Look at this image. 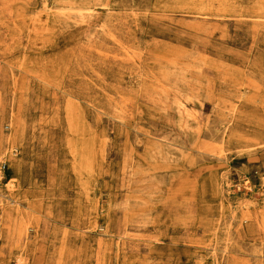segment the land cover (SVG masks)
Masks as SVG:
<instances>
[{
    "label": "rangeland",
    "instance_id": "374dc122",
    "mask_svg": "<svg viewBox=\"0 0 264 264\" xmlns=\"http://www.w3.org/2000/svg\"><path fill=\"white\" fill-rule=\"evenodd\" d=\"M248 222L264 0L0 3V264H264Z\"/></svg>",
    "mask_w": 264,
    "mask_h": 264
},
{
    "label": "bare ground",
    "instance_id": "6f19581e",
    "mask_svg": "<svg viewBox=\"0 0 264 264\" xmlns=\"http://www.w3.org/2000/svg\"><path fill=\"white\" fill-rule=\"evenodd\" d=\"M8 1H10V0H0V3H5L6 4V3H8ZM17 151H18V149L14 148V149H12V150H10V151H8V152L3 154V158L5 160L3 165H5L6 168H7L8 164L10 163V160H11L12 156ZM11 186L13 188L15 186V182L12 183ZM13 203H11V204H13ZM11 204H8V205H11ZM14 204H16L17 206L20 205L18 202L17 203L15 202ZM3 208L4 209L2 211V214H5L8 211H11V210H9L10 207H3ZM150 220H151V222H149V223H152L155 226V228L157 229V231H158L156 242H159L162 237H161L160 232L158 230L159 228H158L157 222H156L155 219L154 220L150 219ZM251 225H252V223H249V222L246 224L245 228H247V230L245 231V234H244L245 240L252 241V242H259V243L262 244L264 242V240H258V238H256V236L254 235L253 231H251ZM173 238H174V241L176 242V244H178L177 238H175V237H173ZM1 239H2V236H0V241H1ZM7 239L10 240V236H7ZM261 250L263 251V253L261 254V256H257L256 258L264 260V245H263ZM224 253H225V258L229 259L231 262H242V260L240 259L241 254L235 253L233 251V249H231L230 247L226 248Z\"/></svg>",
    "mask_w": 264,
    "mask_h": 264
}]
</instances>
